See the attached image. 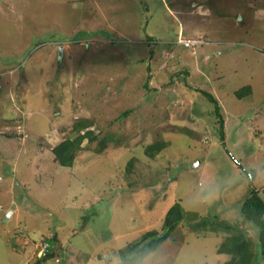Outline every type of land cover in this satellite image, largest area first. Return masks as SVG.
Masks as SVG:
<instances>
[{
	"label": "rangeland",
	"instance_id": "374dc122",
	"mask_svg": "<svg viewBox=\"0 0 264 264\" xmlns=\"http://www.w3.org/2000/svg\"><path fill=\"white\" fill-rule=\"evenodd\" d=\"M250 185L264 201V0H0V264H35L41 242L121 264L175 203L185 218L139 264H224V224L256 239Z\"/></svg>",
	"mask_w": 264,
	"mask_h": 264
},
{
	"label": "trees",
	"instance_id": "16d2710c",
	"mask_svg": "<svg viewBox=\"0 0 264 264\" xmlns=\"http://www.w3.org/2000/svg\"><path fill=\"white\" fill-rule=\"evenodd\" d=\"M247 87L245 86L237 90L236 95L239 97L243 96V92L245 89H247ZM203 93L214 104L213 110L217 116L221 118L217 99L209 92L203 91ZM90 135L91 132H84L83 134H77L73 138L67 137L59 142L52 148L55 161L62 166H71L75 157V153L80 149L82 141ZM104 144L105 141L102 140L100 145L103 146ZM157 148V145L151 144L147 147V150L150 151ZM239 213L241 215V220H239L245 224L248 229H253V227L255 228L253 231L255 233L256 239L252 243L244 229L238 228L234 224H224L225 228L233 229L235 232L226 238L225 241H223L220 245V252L231 255V258L224 264H253L255 261H264V201L261 196L258 195L255 186L250 185V193L240 204ZM185 214L186 211L179 203L173 204L165 215L164 233L155 240L148 242L147 246H140V240L120 249L117 252V256L120 258V263L139 264L144 256H146L150 251L154 250L159 245V243L168 236L169 231L174 229L179 221L185 218ZM192 215L194 216L196 213H190V216ZM216 218L217 217L215 216L212 217L211 220L202 218V220H200L197 225H209L211 228H213ZM153 234L154 233L150 232L149 235ZM146 238L147 236L145 235L143 241ZM55 249L56 246L53 245V242H50V246L46 250L45 255L35 258V264H41L43 261L53 259L56 255H60Z\"/></svg>",
	"mask_w": 264,
	"mask_h": 264
},
{
	"label": "built area",
	"instance_id": "2783aa9c",
	"mask_svg": "<svg viewBox=\"0 0 264 264\" xmlns=\"http://www.w3.org/2000/svg\"><path fill=\"white\" fill-rule=\"evenodd\" d=\"M177 43L181 44L184 47L195 49L196 47L207 43V40L203 36L190 38V37H186L184 35L183 36L179 35V37L177 38ZM49 246H50V242H41V244H39V246H37L38 253H37L36 257H42L43 255H45V252L49 248ZM69 260H70V258L66 257L65 255L64 256H61V255L57 256L56 255L53 258V261L56 263L65 262V264H70Z\"/></svg>",
	"mask_w": 264,
	"mask_h": 264
},
{
	"label": "crops",
	"instance_id": "0c3cea01",
	"mask_svg": "<svg viewBox=\"0 0 264 264\" xmlns=\"http://www.w3.org/2000/svg\"><path fill=\"white\" fill-rule=\"evenodd\" d=\"M218 42H222V41H219V40L216 41V40H214V41H213V44H217ZM226 42H227V41H226ZM228 43H229V42H228ZM216 53H217V54L219 53V50H218V49L216 50Z\"/></svg>",
	"mask_w": 264,
	"mask_h": 264
}]
</instances>
